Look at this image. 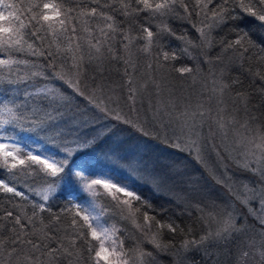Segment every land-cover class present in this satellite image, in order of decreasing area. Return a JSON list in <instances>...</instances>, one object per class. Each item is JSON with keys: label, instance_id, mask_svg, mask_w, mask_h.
Wrapping results in <instances>:
<instances>
[{"label": "snow or ice", "instance_id": "snow-or-ice-1", "mask_svg": "<svg viewBox=\"0 0 264 264\" xmlns=\"http://www.w3.org/2000/svg\"><path fill=\"white\" fill-rule=\"evenodd\" d=\"M213 4L215 7L210 9L209 5ZM230 4L237 6L236 0H196L193 8H189L188 0H85L82 6L73 8L66 6L67 0H34L22 9L21 5L0 0V87L7 86L9 90L8 95L0 100V200L7 199L13 206L12 209L0 207V229H3L0 231V264H57L61 258H69V264L73 259L76 264L81 259L85 260V264H129V251L136 254L138 264H149L153 254L143 247L145 242L157 250L170 247L162 245V231H183L178 225L174 222L162 223L146 210L142 213L141 223L139 216L142 209L151 208V204L125 178L113 176L110 172L88 171L92 165L86 161L80 164L78 158L92 152L110 136L106 125L98 127L97 122L101 119L128 124L147 135L142 127H137L119 109L122 97L115 94L118 89L126 90L124 103L135 112L143 91L153 87L156 94H160V82L153 75L156 68L178 59L176 50L169 52L160 43L162 36H175V33L163 22L154 31L151 20L160 18L163 21L178 7H183L189 17L194 9H199L197 14L204 15V27L197 28V31L207 41L206 29L238 18L230 10ZM238 7L246 16L258 21L259 27H264V0H239ZM117 12L125 17L127 28L117 21ZM141 14H146L145 22L133 27L132 22L138 20ZM176 38L185 39L183 35ZM138 41L144 43L136 50L146 57L153 56L154 47L159 49L155 57L156 68L150 61L147 78L139 85L136 80L137 62L131 51ZM229 49H242V56L252 49L264 52V42L256 41L247 31L238 29L236 39L227 43L225 51ZM183 52L188 54V48L185 47ZM29 57L36 59L30 60ZM107 64L122 65V71L120 68L117 71L124 78L123 84L111 88V94L106 98H103V90L107 85L103 79L90 92L82 89L84 71L94 66L93 70L103 78ZM49 69L51 75L48 74ZM175 70L181 75L193 71L189 67ZM255 75L264 80V73L258 71ZM56 81L66 85L71 92L58 86ZM239 84V80L233 81V85ZM20 86H23L22 99L17 103V98L21 96ZM227 87L221 86V95ZM98 91L100 95H97ZM80 97L100 115L89 118L86 112L75 111L73 102ZM237 98L247 104L246 94L237 92ZM222 103L218 101V105ZM111 104L116 107H110ZM224 111V108L218 107L217 115L213 117L220 129L235 122H225L221 115ZM156 112L158 114L160 109L157 108ZM184 115L187 112L179 113L177 118ZM197 115L203 119L212 113L210 109L206 113L201 105L199 111L192 113L193 118ZM84 126L95 129L94 134H82L80 129ZM8 127H18L45 137L53 150L41 152L32 146L20 145L15 136L8 135ZM256 139L258 142H249L252 147L238 163L245 171L258 174L264 180V134H258ZM176 146L179 147L178 144ZM188 147L190 154L194 149L197 158H201V148L196 140H190ZM212 147L218 155H222L216 145ZM128 169L137 173L146 170L139 162L129 163ZM37 176L43 181L39 191L30 186L27 191H22L14 182L21 180L27 185L29 178ZM152 179L159 187L161 177L153 176ZM217 183L231 192L226 178L217 179ZM243 191V197L234 194L236 201L248 207L253 199H259L261 211H264V189L244 185ZM27 192L39 197V201L31 200ZM99 195L110 198L111 207H101L97 211L89 197L97 198ZM57 196H63L67 202L59 213L53 212L49 204L50 198ZM24 203L30 205L31 215L24 210ZM196 207L202 213L201 218L216 223L217 228L215 231L209 229L199 239H188L189 230L182 244L185 251L203 249L211 258L210 247L225 246L230 249L233 264H264V216H256L261 229L259 241H245L241 236L249 229L237 226L238 217L233 214L234 209L205 214L204 207L199 204ZM248 211L255 215L252 208L249 207ZM44 213L49 214L47 224H44ZM112 213L130 222L145 238L134 249L125 248L121 235L123 229L103 222L102 217ZM64 217L70 218V223L61 228ZM4 232L10 235L5 237ZM81 243L86 245V251L79 250Z\"/></svg>", "mask_w": 264, "mask_h": 264}, {"label": "trees", "instance_id": "trees-1", "mask_svg": "<svg viewBox=\"0 0 264 264\" xmlns=\"http://www.w3.org/2000/svg\"><path fill=\"white\" fill-rule=\"evenodd\" d=\"M8 2L21 5L22 9H26L31 3L34 2V0H8ZM57 2H59V0H57ZM84 3L85 0H67L66 6L79 8ZM188 3L189 8H193L196 3V0H188ZM238 4L239 0H236L237 6L233 7L232 4L229 5V8L230 10H232L233 15L237 16L238 18L235 20L230 19L224 24L211 27L210 29H206V31L208 32L207 41L203 40L200 33L197 31V28L204 27V15L197 14L199 12V9H194L191 12V16L189 17L188 14L184 13L183 7H178L175 13L163 18V21L160 18L152 19L151 25L154 31H156L157 27L163 22L167 24L168 27H170L175 33V36H168L167 34H165L164 36H162L160 43L165 45L166 50H168L169 52L176 50L178 53V59L174 61L165 62L164 67L162 68H156L155 57L159 53V49L154 47L153 56L146 57L143 54L137 52V47L142 46L144 43L143 41H138L136 47H133L131 50L133 58L137 62V84L139 85L143 83L144 79L147 78V64L152 61L154 68H156V71L153 73V75L155 79L160 82L161 85L160 94L157 95L156 89L153 87H149L146 91H143L141 93V99L138 100L136 104V111L132 112L124 103V99H126L127 95L126 90L120 91L118 89L115 95L122 97L119 109L122 110L123 114L127 118H129L130 114L135 115L136 119L131 118L130 120L133 122L138 121L139 126L145 125L147 127L152 128L155 132H158V130L163 131V129L165 128H161L158 125L150 123V119H152L156 114L153 113L149 117L145 114V112L142 111V107L139 104H143L146 99H150L152 104H154L156 101L164 102L167 98H176L177 94L178 101L192 102L196 99L197 96H203L204 98L206 96L208 88H210V80L212 78H217L218 81L216 79L215 80L218 82L220 88L222 85H228V87L224 89L226 90L225 94H227L228 96H237V92L246 94V105L249 107L260 108L261 110H258V116L260 120L264 119V80H262L260 76L255 75L258 71L264 73V52H261L258 49H252L250 52L245 53L242 56V49H229L225 51L227 43L236 39V32L238 29H243L247 31L254 40L264 42V27H259L258 21H255L253 18L246 16L238 7ZM213 7H215V4L209 5L210 9ZM210 15L211 12H209V16ZM116 19L118 22L121 23L122 27H128V24L125 23V17L119 12H117L116 14ZM145 19L146 14H141L138 20L132 22L133 27L144 23ZM133 34H135V32ZM181 35H183L185 38L183 41L176 38L177 36ZM185 47L188 48V54H185L183 52V49ZM29 59L35 60L36 58L29 57ZM37 62L42 64L47 63L46 61ZM93 67L94 66H89L81 76V87L86 92H90L93 88L99 85L103 79V82L107 85V87L103 90L105 93V97L103 98H106L107 95L111 94V88L123 84L124 78L122 77L120 72L117 71V68H120L122 71V65L107 64L103 78L93 70ZM182 67H189L193 71L191 73H185L181 75L175 69ZM48 74L51 75L50 69L48 71ZM235 80H239L240 84L233 85V81ZM40 83H43V81H40ZM55 83L58 86L65 88L68 92H71V89H67V86L62 85L61 82L56 81ZM174 86L176 89L174 88ZM8 91L9 90L7 86L0 87V100L4 99L8 95ZM22 92L23 86H20L21 96L17 98V103H19L22 99ZM97 95H100L99 91ZM73 103L75 111L86 112L89 118L94 115H100L99 113H96L94 109H90V106L88 105L87 101L84 100L82 97L76 98ZM110 107H116V105L111 104ZM97 124L98 127L106 125V130H109L111 134L108 138L104 140L103 143H101L92 152L85 153L84 155L78 158V163L83 164L86 161L90 165H92V167L88 169V171L91 172H98L97 169L101 170V168H99L100 165H104V168H102V170L106 171L107 173H112V170L116 171L114 169V165H116L117 159L124 161L128 157L132 156V154L134 155L136 151L134 145L139 141H142L141 139L151 140V142L152 140H154L164 145V147L166 148H172V146L167 145L168 143H165L164 141L160 140L157 136L149 134L144 135L141 132H138L136 128L131 127L128 124H122L111 119H101L97 122ZM80 131L84 135L91 136L94 134L95 129L84 126L80 129ZM164 131H166V129ZM7 133L10 136H15L19 140V142L23 141L24 143L32 142V140L30 139L34 136V139H37V141H41L44 143V146H46L47 151L53 150L49 146V141L43 136L38 137L35 134L23 131L18 127H8ZM32 144H34V142H32ZM140 152L138 153L137 158H143V160L139 159L142 162L147 160L149 156L155 155L153 153L154 151L150 153V150L146 151L148 153H146L145 151ZM183 153L184 152L177 149L173 152V155H171L169 151L165 150L163 158L165 159V162L169 163L165 164L162 161L160 162H162V164H164L166 167H171L172 169L170 170H173V174L178 176V169L176 168L175 164H178L179 157L180 159H183V161H185L184 158L186 157V161L189 164H193V160L191 159L192 157L190 156V154L184 156ZM144 163L147 166H150V164L146 162ZM228 165L229 167H232V165ZM96 166H98V168H96ZM198 168L202 172H204V169L201 166ZM179 169L183 171V167H180ZM236 170L240 171L239 168H237ZM182 171H180V173ZM202 174L203 173H201V175ZM164 178L168 181H175V176L173 175L170 177L166 176ZM6 179L10 181L14 180V178L12 177H6ZM190 179V176L186 175V180ZM14 182L21 187L22 191H27V188L29 186L34 191H39L43 187V181L39 176L29 178L27 181V185H25L24 182L21 180H15ZM132 183L140 184L136 180H133ZM140 186V188H132H134L136 192L143 197L144 200L151 204V208L142 209L141 214L139 216L140 222L142 223V213L146 210L149 212L150 215H154L156 219L160 220L162 223L174 222L176 225L179 226V229L183 230H178L176 233L168 232L167 229H164L162 231V245H170V247L165 250H157L153 247L152 244L147 242L144 243L147 248L146 250L152 252V256L156 258L155 262H159L162 259H164L165 261H170L171 258L168 257H173L174 255L176 257L178 256V263L180 262L182 264L186 261L188 263L185 264H212V261H219V259H217L218 261L213 259L214 256L212 255L214 254L210 253L211 251L209 249L208 252L211 254V258H209L208 255H204V257H202L203 255H201L195 250L188 251L186 253L187 255L185 256V258H182L183 256L181 255V253L182 251H184V249L182 248V244L186 238V234L189 232V230H191V234L188 235L187 238H196V234L198 235L202 228V224L200 223L199 218H197L195 214L196 212H194L193 210L188 211V215L184 216L182 215V211L190 209L187 207H182L179 202H176V200L172 197L171 191L166 194L168 196H171L168 197L162 195L163 193L161 192V194L156 192L153 187H150L146 184H140ZM27 194L30 196L31 200L39 201V197L33 195L32 192H27ZM100 196L101 195L97 197V200L99 199L98 201H100ZM186 197L188 203L191 204H197L203 201V197H200L199 195H187ZM16 199L19 200V198ZM100 202L103 204L104 208H109L112 204L110 198H105L103 199V201L101 200ZM49 204L53 209V212L55 213H59L61 209L67 206V202L63 198V196H57L54 199L50 198ZM22 206L24 210L28 212L29 215H31L30 205L28 203H24ZM0 207L12 209L13 206L11 203H9L7 199H3L0 200ZM42 215L44 217V224H47L49 221V214L44 213ZM103 219L109 220L110 222L118 225L124 230V233L122 235L125 242H132V244L135 245L141 240L136 237L135 229L133 228L132 224L130 222L122 220L119 214L112 213L104 217ZM246 220L248 221V223H251L254 228H260V225L257 222L258 220H255L249 215L246 217ZM69 223L70 218L64 217L62 218V223L60 227L63 228ZM155 230L156 229L154 228L153 231ZM0 231H3V229H0ZM8 235H10L9 232H4L5 237ZM144 239L145 238L143 237L142 240ZM253 239L259 241L260 236H258L257 238H248V241H251ZM221 248L225 249V253L227 251L229 252L228 247L222 246ZM79 250L86 251V245L81 243ZM130 257V264H133V262L135 263L136 261L134 260L136 259V254L133 253ZM220 258L224 259L225 262H223V264H230L228 262V260L231 258L230 255L226 254L225 256H222ZM151 263H154V261L151 260L149 264ZM221 263L222 261L220 260L218 264ZM57 264H69V258H61V260L58 261ZM72 264H76L75 259L72 260ZM79 264H85V260L81 259L79 261ZM231 264H233V262Z\"/></svg>", "mask_w": 264, "mask_h": 264}, {"label": "rangeland", "instance_id": "rangeland-1", "mask_svg": "<svg viewBox=\"0 0 264 264\" xmlns=\"http://www.w3.org/2000/svg\"><path fill=\"white\" fill-rule=\"evenodd\" d=\"M215 79L218 81L217 78ZM215 79L212 78L210 80V88H208L206 96L204 98L203 96H197L192 102L178 101V94L176 93V98H167L164 102L156 101L154 104H152L150 99H146L143 104H139L142 107V111L145 112V114L149 117L153 113L156 114L152 119H150V123L158 125L161 128H165L166 131L163 129V131L158 130V132H155L152 128L145 125L139 126L138 121L132 122L135 123L137 127H142L143 132L147 135L149 134L157 136L160 140L168 143L167 145L172 146V148H166L164 145L154 140H152V143L151 140L141 139L142 141H139L134 145L136 150L134 155L132 154L130 157L127 156L128 158L124 161L117 159L116 165H114V169L116 171L112 170L111 174L113 176L116 175L117 177L125 178L131 187L134 188H140V184H146L150 187H153L156 192L163 193L162 195L164 196H168L166 194L171 191L172 197L176 200V202H179L182 207H187L190 209L183 210L184 212L182 211V215L187 216L189 213L188 211L192 210L196 212L195 214L202 224L199 234H196L197 239H199V237L209 229L215 231L217 228L216 223L210 222L206 218H201L202 213L197 210V204L204 207L205 214L207 212L221 213L224 209H234L233 214L238 217L237 226L239 227L242 225L249 229L246 234L241 236L242 240L248 241V238H257L261 229L257 227L254 228L253 225L248 223L246 219H239V217H247L249 215L250 217L257 220L256 216H264V211H261L259 199H253L249 206L245 207L236 201L234 194H240L241 197H243L244 185H248L250 188H255L257 190L264 189V180H262L258 174L254 175L252 172L245 171L242 167H240L238 161H242L243 154L252 147V144L249 142H258L256 139L258 134H264V119L260 120L258 116V110H261L260 108H254L245 105L244 100L238 99L237 96H228L225 94L226 90H224L223 95H221L219 84ZM218 101H223V103L218 105ZM201 105L203 106V109L206 113L210 109L212 115L206 116L203 119H201L198 115L193 118L192 113L199 111ZM218 107L225 109V111L221 113L225 122L228 120L235 121L232 124H227L224 129H220L218 124L213 119V117L217 115ZM157 108L160 109L158 114L156 112ZM183 112H187V115L180 116L178 119V114ZM131 118L136 119L135 115L130 114L128 119L130 120ZM30 140H32L34 144H32V142L24 143L23 141H20L19 144L24 146H32L33 149H39L41 152H44L46 146H44L43 142L37 141V139H34V136ZM190 140H196L199 144L201 148L200 159L197 158L194 149L191 150L190 154L188 147ZM177 144L179 147L176 146ZM213 145L217 146V149L220 153H222V155H218V151L213 149ZM177 149L184 152V156L190 154L192 157L191 159L193 160V164H189L186 161V157L184 158L185 161L179 157L178 164H175L176 168L178 169V176L173 174V170H170L172 169L171 167H166L164 164H162V162L165 164L169 163L165 162V159L163 158L165 150L169 151L171 155H173V152ZM148 150H150V153L154 151L153 153L155 155L149 156V158L143 162L140 161L143 160V158H137L138 153L140 151L146 152ZM135 162H139L140 166L146 170L140 173L130 172L128 169V164ZM144 162L150 164L151 167L147 166ZM228 164L232 165V167H229ZM200 166L204 169V172L198 168ZM180 167H183V171L179 169ZM96 168H98V166H96ZM99 168H101V170L97 169L98 172L95 173H107L106 171L102 170L104 165H100ZM237 168H239L240 171L236 170ZM180 171L182 172L180 173ZM201 173L203 174L201 175ZM165 175L167 177L172 175L175 176V181L166 180L164 178L166 177ZM186 175L190 176L191 179L186 180ZM153 176L161 177L162 182L160 183L159 187L153 183ZM220 178L227 179V183L231 187V192L228 188L217 183V179ZM133 180L138 181L140 184H133ZM187 195H199L200 197H203V201L197 204L188 203V200L186 199ZM89 199L96 205L97 211H99L100 208L103 207V204L100 201H103L105 196L101 195L100 201H98L99 199L97 200V198L92 197H89ZM249 207L254 210L255 215L249 214ZM103 218L104 217H102L103 222L107 225H115L117 228L122 229L118 225ZM139 234L140 233L135 230L136 237L142 240L143 237L140 236L141 234ZM136 245L137 244H132V242H125L124 244L125 248L129 250L134 249ZM143 247L147 249L146 245L144 244ZM221 247L222 246L217 248L210 247L209 250L211 251L210 253L214 254L212 255L214 256L213 259L216 261L219 259L218 262L221 260V264H223L225 261L220 257L225 256L226 254L229 255V252L227 251L225 253V249H222ZM191 250L195 249H190L188 251ZM228 250L230 251V249ZM188 251H182V258H185ZM195 251L203 255L202 257L206 255L203 249ZM133 253V251H130L128 257L129 260L131 258V254ZM173 257H168L171 258V260L169 259L170 261H165L162 259L159 262H155L156 258L152 256L149 260V263L152 260L154 263L151 264H182L180 262L178 263V256L176 257L174 255ZM134 261H136L135 263L138 264L136 259ZM218 262L212 261V264H218ZM228 262L231 264L232 258H230ZM135 263L133 262V264ZM185 263L188 262L186 261Z\"/></svg>", "mask_w": 264, "mask_h": 264}]
</instances>
